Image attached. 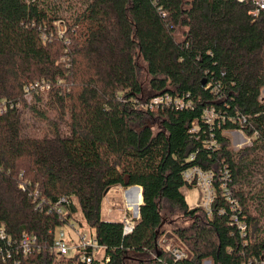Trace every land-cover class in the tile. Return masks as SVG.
I'll use <instances>...</instances> for the list:
<instances>
[{"label": "trees", "instance_id": "1", "mask_svg": "<svg viewBox=\"0 0 264 264\" xmlns=\"http://www.w3.org/2000/svg\"><path fill=\"white\" fill-rule=\"evenodd\" d=\"M70 8L66 18L54 0H0V228L9 238L0 250L10 254L0 264H87L54 252L55 229L77 212L104 249L89 264L264 261V184L256 177L264 176V8L256 17L252 0H80ZM35 82L48 90L27 105L25 86ZM165 94L190 106H139ZM42 102L56 119L42 135L22 137L18 106L45 121ZM206 108L219 115L211 126ZM235 130L250 145L231 149L224 134ZM211 140L216 148L202 145ZM194 166L214 175L210 214L185 202L182 189L191 186L182 174ZM225 170L244 238L222 197ZM114 186L141 188L127 236L101 216ZM168 218L178 227L163 230ZM24 235L35 237L26 255ZM161 238L187 257L175 261Z\"/></svg>", "mask_w": 264, "mask_h": 264}, {"label": "built area", "instance_id": "2", "mask_svg": "<svg viewBox=\"0 0 264 264\" xmlns=\"http://www.w3.org/2000/svg\"><path fill=\"white\" fill-rule=\"evenodd\" d=\"M238 2L242 3L246 0H237ZM255 9L251 12V15L256 17L258 14L259 9L264 8V0H252ZM48 86L44 83H31L28 86H25V97H31L33 92H43L47 91ZM145 103V102H144ZM140 107H146L148 106L150 109L158 108V107H165V106H173L177 109H182L189 107V103H184L182 99L179 98H173L169 95H161L158 97H154L151 99L149 104H143L141 103L139 105ZM219 118L218 113L215 111L214 108H206L203 111L202 119L204 123L208 126L213 125L214 121ZM232 122L231 118H229ZM190 133H196V126L194 123L191 124V129L189 131ZM202 144L206 148H216V142L214 140H211L208 143L203 142ZM229 173L228 171H224L222 174V177L220 178L221 189H222V197L224 200L228 203L231 212V215L229 217L232 224H234L238 230V233L240 237H245V232L247 230V227L243 221H239L238 216L235 214L236 211H238V205L237 202L231 197L230 192L227 188V182L229 180ZM214 175L210 172H206L201 170L199 167L194 166L191 168H188L185 170L182 174V180L186 185H189L193 188L198 189L200 192V203L197 205V207H200L202 210L207 212L208 214L211 213V204L215 200V190H214ZM129 188H127L125 191H127ZM61 203H66L65 199H60ZM62 210L59 209L58 212L61 214ZM220 214L224 213V209H221L219 211ZM138 219V215L134 217H123L121 224H122V231L125 236L130 235L135 227L136 220ZM81 244L78 247L77 251L75 252L74 256H78L79 260L81 262H85L89 264L92 261H101L103 259L102 255H98V252L102 251V247L99 246L97 241L95 240L93 235H79ZM0 239H6L7 241L9 238L3 235L2 231H0ZM35 242V237L24 235L20 241V250L23 255H26L31 252V248ZM160 244L163 245L164 250L168 253H170L175 261L183 260L187 257L186 253L182 250H179L178 248H174L171 245H169L165 240L160 241ZM80 250V251H79ZM70 251V247L67 245L66 242L63 240L56 241L54 252L58 255L67 256ZM89 252V254H87ZM1 254V251H0ZM7 256V257H5ZM10 258V254L7 253L6 255L1 254L0 255V262L4 263ZM106 259V258H105ZM203 264H211L210 261H204ZM244 264V263H243ZM247 264H264L263 260H258L255 258H252V260H249Z\"/></svg>", "mask_w": 264, "mask_h": 264}, {"label": "rangeland", "instance_id": "3", "mask_svg": "<svg viewBox=\"0 0 264 264\" xmlns=\"http://www.w3.org/2000/svg\"><path fill=\"white\" fill-rule=\"evenodd\" d=\"M53 1V0H52ZM57 1L58 4L61 5V13L64 17L69 18L70 13H72L70 7H75L77 6V3H80V0H68L67 3L63 4V8L65 6H70L69 13L65 11V9L62 8L61 0H54V2ZM55 26L61 31L60 33H64L65 27L62 26L59 22L55 24ZM180 38V37H178ZM140 82L142 84V87L144 89V96L146 97L150 91H149V78L147 75L141 73L140 76ZM43 95H46V91L42 92ZM25 102L28 104H33L34 101H32L31 97H24ZM260 99H264V87L261 89L260 92ZM21 108L22 112L20 114V121H21V136L22 137H31L34 136V134L37 133V135H42L43 131H49L48 125L53 123V119H56V115L54 112L51 110H48V108L44 105V102H42V106L40 109L45 111L48 116V120H42L39 115L33 114L31 110H28V108H22V105L18 106ZM3 111V108L0 110V113ZM59 126V130L62 133L63 132V127ZM153 131H156V127L153 125ZM228 139L230 143V148L234 149L235 151H238L239 149H243L245 146L250 145L251 139L247 138L244 133L240 130H235L231 132H226L224 134ZM49 138H53V135L49 132ZM233 150V151H234ZM256 177H258L257 183L264 184V176L262 174L256 173ZM21 188V187H20ZM129 188L128 190L125 191L126 189H121L119 187H110L108 188L104 195L103 199L100 205V212L101 216L105 220H112L110 222H120L122 221L123 217H134L136 214L131 211L128 206L126 205L125 199H124V194L130 193L132 194V191ZM140 191V190H139ZM141 193V191H140ZM182 193L185 197V202L188 205L189 208H195L197 205L200 203V192L198 189L193 188V187H184L182 189ZM74 203L75 200H74ZM138 207V206H137ZM169 220L165 223L163 230L165 229L166 231H171L175 227H178L179 222H173L175 221V218H168ZM73 221L70 222L68 225H64L62 227L56 228L54 231V238L56 241L63 240L64 242L67 243V245L70 247V251L67 256H74L75 252L77 251L78 247L81 244L80 236L79 235H93V231H91L85 224V222L82 219V216L80 215L79 212H77L73 216ZM80 224V225H79ZM0 231H2L3 235V229L0 228ZM163 238H161L162 240ZM169 245H171L174 248H178L179 250H182L178 244L171 242H168ZM103 248L102 251L98 252V255H102L104 258L103 254ZM1 251V250H0Z\"/></svg>", "mask_w": 264, "mask_h": 264}, {"label": "bare ground", "instance_id": "4", "mask_svg": "<svg viewBox=\"0 0 264 264\" xmlns=\"http://www.w3.org/2000/svg\"><path fill=\"white\" fill-rule=\"evenodd\" d=\"M132 191V194L130 193H126L124 194V199L126 202V205L128 206V208L136 214V216L138 215V205L142 202V196L141 193L139 191V188L135 187V188H131L130 189ZM129 192V190H128Z\"/></svg>", "mask_w": 264, "mask_h": 264}, {"label": "crops", "instance_id": "5", "mask_svg": "<svg viewBox=\"0 0 264 264\" xmlns=\"http://www.w3.org/2000/svg\"><path fill=\"white\" fill-rule=\"evenodd\" d=\"M119 188H121V187H119ZM130 188V187H129ZM121 189H123V188H121ZM140 191H141V188H140ZM140 204H142V202L140 203ZM140 204L138 205V207L140 206ZM134 218H135V215H134ZM138 218H139V214H138ZM103 219V218H102ZM103 220H105V219H103ZM106 221H112V220H106ZM94 236V235H93Z\"/></svg>", "mask_w": 264, "mask_h": 264}, {"label": "water", "instance_id": "6", "mask_svg": "<svg viewBox=\"0 0 264 264\" xmlns=\"http://www.w3.org/2000/svg\"><path fill=\"white\" fill-rule=\"evenodd\" d=\"M135 187L139 188V190H140V187H138V186H132V187H130V188H135ZM140 205H141V204H140ZM137 211H138V214H139V207H138Z\"/></svg>", "mask_w": 264, "mask_h": 264}]
</instances>
